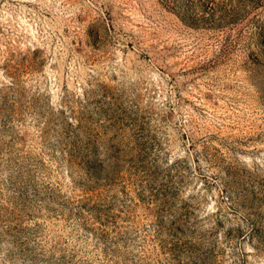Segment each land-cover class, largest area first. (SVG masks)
I'll return each mask as SVG.
<instances>
[{"label":"rangeland","instance_id":"obj_1","mask_svg":"<svg viewBox=\"0 0 264 264\" xmlns=\"http://www.w3.org/2000/svg\"><path fill=\"white\" fill-rule=\"evenodd\" d=\"M0 264H264V0H0Z\"/></svg>","mask_w":264,"mask_h":264}]
</instances>
